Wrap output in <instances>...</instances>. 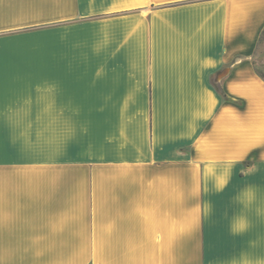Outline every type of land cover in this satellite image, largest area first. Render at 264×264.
<instances>
[{
  "label": "crops",
  "instance_id": "crops-1",
  "mask_svg": "<svg viewBox=\"0 0 264 264\" xmlns=\"http://www.w3.org/2000/svg\"><path fill=\"white\" fill-rule=\"evenodd\" d=\"M263 30L264 0H0V264H264Z\"/></svg>",
  "mask_w": 264,
  "mask_h": 264
},
{
  "label": "rangeland",
  "instance_id": "rangeland-1",
  "mask_svg": "<svg viewBox=\"0 0 264 264\" xmlns=\"http://www.w3.org/2000/svg\"><path fill=\"white\" fill-rule=\"evenodd\" d=\"M251 62L256 74L264 80V30L261 32L256 48L251 55Z\"/></svg>",
  "mask_w": 264,
  "mask_h": 264
},
{
  "label": "trees",
  "instance_id": "trees-1",
  "mask_svg": "<svg viewBox=\"0 0 264 264\" xmlns=\"http://www.w3.org/2000/svg\"><path fill=\"white\" fill-rule=\"evenodd\" d=\"M220 95H221L223 98H226V95H225L222 91H220Z\"/></svg>",
  "mask_w": 264,
  "mask_h": 264
}]
</instances>
